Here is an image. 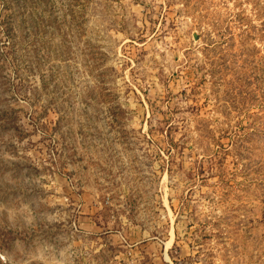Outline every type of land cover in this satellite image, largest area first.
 <instances>
[{
    "label": "rangeland",
    "instance_id": "rangeland-1",
    "mask_svg": "<svg viewBox=\"0 0 264 264\" xmlns=\"http://www.w3.org/2000/svg\"><path fill=\"white\" fill-rule=\"evenodd\" d=\"M0 264H264V0H0Z\"/></svg>",
    "mask_w": 264,
    "mask_h": 264
}]
</instances>
